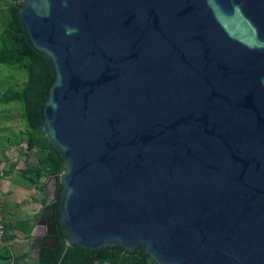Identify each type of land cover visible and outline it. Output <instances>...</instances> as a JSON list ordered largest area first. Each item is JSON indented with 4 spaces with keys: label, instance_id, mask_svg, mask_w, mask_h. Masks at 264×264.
Listing matches in <instances>:
<instances>
[{
    "label": "water",
    "instance_id": "1",
    "mask_svg": "<svg viewBox=\"0 0 264 264\" xmlns=\"http://www.w3.org/2000/svg\"><path fill=\"white\" fill-rule=\"evenodd\" d=\"M63 161L30 242L264 264V0H20ZM57 183L61 190L56 195ZM38 229L41 230L39 234Z\"/></svg>",
    "mask_w": 264,
    "mask_h": 264
},
{
    "label": "trees",
    "instance_id": "2",
    "mask_svg": "<svg viewBox=\"0 0 264 264\" xmlns=\"http://www.w3.org/2000/svg\"><path fill=\"white\" fill-rule=\"evenodd\" d=\"M19 7L20 0H0V65L11 71L26 69L28 77L21 90L7 84L0 85V113L13 106L19 108L18 138L8 142L9 147L24 145L21 152L24 169L19 174L43 192V183L40 180L48 177L58 179L62 173L63 161L47 141L40 126L39 112L51 80L50 68L45 59L26 42L19 21ZM0 133H4L6 140H9L13 130L8 127L3 132L0 130ZM56 187L58 197L61 186L57 183ZM58 214L56 203V246L41 247L36 260L30 259L29 252L15 254L10 242L17 236L11 232L4 220L5 231L0 240V264H154L142 249L128 252L120 246L105 247L101 250L86 249L78 245L68 246L65 235L59 230ZM16 225V230L24 235V239H28L32 228L29 222H18Z\"/></svg>",
    "mask_w": 264,
    "mask_h": 264
},
{
    "label": "crops",
    "instance_id": "3",
    "mask_svg": "<svg viewBox=\"0 0 264 264\" xmlns=\"http://www.w3.org/2000/svg\"><path fill=\"white\" fill-rule=\"evenodd\" d=\"M24 169V161L21 154L13 157L6 153L0 154V201L3 204L2 216L16 234V238L10 242L15 254L29 252L31 260H36L35 250L32 246L37 244V238L24 239V235L16 230L18 222L28 221L29 225L35 226L40 218L42 209L52 201L54 197L53 177L42 178L43 192L35 188L33 184L20 176ZM53 196V197H52ZM41 232L38 229L39 234Z\"/></svg>",
    "mask_w": 264,
    "mask_h": 264
},
{
    "label": "rangeland",
    "instance_id": "4",
    "mask_svg": "<svg viewBox=\"0 0 264 264\" xmlns=\"http://www.w3.org/2000/svg\"><path fill=\"white\" fill-rule=\"evenodd\" d=\"M7 67L0 65V85L7 84L14 87L16 90H21L25 85L28 77L26 69H20L16 71H9ZM20 110L17 106L11 107L8 111L0 113V130L3 132L6 128L10 127L13 130V135L9 140H6L4 133H0V142L2 141V147H0V154L6 153L10 157H15L23 151L24 145L19 147H9L8 142L16 141L18 138L17 124L19 119ZM21 148V149H20Z\"/></svg>",
    "mask_w": 264,
    "mask_h": 264
},
{
    "label": "built area",
    "instance_id": "5",
    "mask_svg": "<svg viewBox=\"0 0 264 264\" xmlns=\"http://www.w3.org/2000/svg\"><path fill=\"white\" fill-rule=\"evenodd\" d=\"M5 222L2 216V203L0 201V240L4 235V231H5V226H4Z\"/></svg>",
    "mask_w": 264,
    "mask_h": 264
},
{
    "label": "flooded vegetation",
    "instance_id": "6",
    "mask_svg": "<svg viewBox=\"0 0 264 264\" xmlns=\"http://www.w3.org/2000/svg\"><path fill=\"white\" fill-rule=\"evenodd\" d=\"M53 197V196H52Z\"/></svg>",
    "mask_w": 264,
    "mask_h": 264
}]
</instances>
